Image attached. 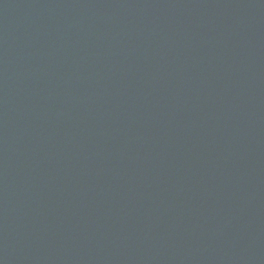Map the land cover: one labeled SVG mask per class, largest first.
Wrapping results in <instances>:
<instances>
[{
	"label": "water",
	"instance_id": "water-1",
	"mask_svg": "<svg viewBox=\"0 0 264 264\" xmlns=\"http://www.w3.org/2000/svg\"><path fill=\"white\" fill-rule=\"evenodd\" d=\"M0 264H264V0H0Z\"/></svg>",
	"mask_w": 264,
	"mask_h": 264
}]
</instances>
